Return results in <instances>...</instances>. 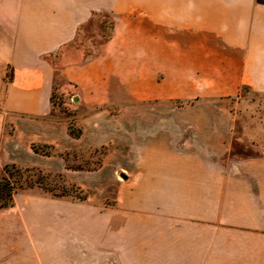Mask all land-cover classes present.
I'll list each match as a JSON object with an SVG mask.
<instances>
[{
    "label": "crops",
    "instance_id": "0c3cea01",
    "mask_svg": "<svg viewBox=\"0 0 264 264\" xmlns=\"http://www.w3.org/2000/svg\"><path fill=\"white\" fill-rule=\"evenodd\" d=\"M95 16L111 31L89 54L73 41ZM57 76L84 109L77 136L55 114ZM244 86L264 95V0H0V164L66 174V152L104 147L97 170L116 157L133 191L15 192L0 264H264V136L232 152L223 102Z\"/></svg>",
    "mask_w": 264,
    "mask_h": 264
},
{
    "label": "rangeland",
    "instance_id": "374dc122",
    "mask_svg": "<svg viewBox=\"0 0 264 264\" xmlns=\"http://www.w3.org/2000/svg\"><path fill=\"white\" fill-rule=\"evenodd\" d=\"M111 18L109 16H95L89 20L80 29L77 37L73 41V45H81L85 48L87 53H94L99 48V43L111 31ZM65 84L60 77L55 78L52 101L55 108L56 115L65 116L69 123V130L79 129L75 118L79 113L84 111L81 107L71 105V98L65 95L60 85ZM223 102L230 103L232 111L235 112L236 121H234V131L236 133L232 143L231 151L239 156H246L253 152V145L249 142V136H264V95L254 92L248 87L244 86L238 95L227 97ZM111 113L117 114L118 106L113 105L109 107ZM122 117L132 119L134 117L133 110H124ZM117 117V116H116ZM254 118L252 124L245 126L246 121ZM36 145V144H35ZM37 151L49 153L52 148L47 145H36ZM106 149L104 147H96L94 149H84L74 152H66L65 157L68 160L67 165L70 170L65 173L50 172L42 170L47 174L44 177L45 184L53 187V191L61 192L63 188L66 190L64 196L71 200L89 199L90 201H99L105 204L114 203L119 197H133V191L127 185L123 184L125 177L119 172L120 168L117 167L119 160L116 157L106 159L104 165L100 170H97L104 161V154ZM133 160H124V162ZM3 163V162H2ZM0 164V178L5 174V164ZM129 169H133L132 162H129ZM16 164V163H15ZM18 166H23L16 164ZM40 168V167H39ZM123 172L126 171L123 169ZM27 173V172H26ZM26 173L24 175H26ZM38 171H29L30 176L35 177ZM73 179V181L71 180ZM76 180H81L83 184L77 183ZM97 183L100 186L94 187L92 184ZM104 185V187H102ZM124 185V187H123ZM63 186V188H62ZM32 188L33 190H40L54 195L51 191L45 190L40 185H33L30 187L16 188L17 192L22 189ZM85 188H88L85 189ZM13 193V194H14ZM83 196V198H81Z\"/></svg>",
    "mask_w": 264,
    "mask_h": 264
},
{
    "label": "trees",
    "instance_id": "16d2710c",
    "mask_svg": "<svg viewBox=\"0 0 264 264\" xmlns=\"http://www.w3.org/2000/svg\"><path fill=\"white\" fill-rule=\"evenodd\" d=\"M70 133L72 135H79L81 129L72 130L70 128ZM32 147L37 151L35 144ZM46 153V152H44ZM5 174L0 178V207H6L13 203V193L16 188L30 187L33 185H40L45 190L51 191L54 195H64L66 194L65 188L61 192L53 191V187L45 184L44 177L47 176L45 172H42L41 168L36 166H18L15 163L5 164ZM38 171V175L35 177L30 176L29 171ZM27 172V173H26ZM26 173V175H24ZM83 198V196H81Z\"/></svg>",
    "mask_w": 264,
    "mask_h": 264
},
{
    "label": "water",
    "instance_id": "95a60500",
    "mask_svg": "<svg viewBox=\"0 0 264 264\" xmlns=\"http://www.w3.org/2000/svg\"><path fill=\"white\" fill-rule=\"evenodd\" d=\"M74 98L76 99L77 97H76V96H74Z\"/></svg>",
    "mask_w": 264,
    "mask_h": 264
}]
</instances>
